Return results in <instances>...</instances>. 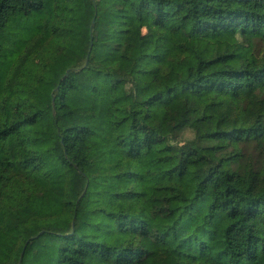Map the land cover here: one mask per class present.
Instances as JSON below:
<instances>
[{"label":"trees","instance_id":"16d2710c","mask_svg":"<svg viewBox=\"0 0 264 264\" xmlns=\"http://www.w3.org/2000/svg\"><path fill=\"white\" fill-rule=\"evenodd\" d=\"M0 264H264V0H0Z\"/></svg>","mask_w":264,"mask_h":264},{"label":"water","instance_id":"95a60500","mask_svg":"<svg viewBox=\"0 0 264 264\" xmlns=\"http://www.w3.org/2000/svg\"><path fill=\"white\" fill-rule=\"evenodd\" d=\"M94 22H95V18L93 19V24H94Z\"/></svg>","mask_w":264,"mask_h":264}]
</instances>
